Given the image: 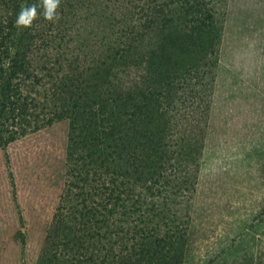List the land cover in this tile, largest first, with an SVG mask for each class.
Returning a JSON list of instances; mask_svg holds the SVG:
<instances>
[{"label":"rangeland","instance_id":"374dc122","mask_svg":"<svg viewBox=\"0 0 264 264\" xmlns=\"http://www.w3.org/2000/svg\"><path fill=\"white\" fill-rule=\"evenodd\" d=\"M198 8L158 43L208 74L176 72L153 120L124 108L126 3L61 0V31L38 14L76 71L103 58L85 110L0 148V264H264V0Z\"/></svg>","mask_w":264,"mask_h":264},{"label":"trees","instance_id":"16d2710c","mask_svg":"<svg viewBox=\"0 0 264 264\" xmlns=\"http://www.w3.org/2000/svg\"><path fill=\"white\" fill-rule=\"evenodd\" d=\"M117 2L122 5L126 3L137 21L129 29L124 41L126 52L123 59L128 67L125 70L124 84L121 86L124 108L140 110L153 120L157 115H166L167 112L158 95L163 98L166 96L167 101L172 103L180 97L176 96L173 89L174 81L184 85L183 76L186 72L196 74L195 80L208 74L207 69H203L205 65L194 53L193 46L187 56L180 57L170 49L171 43L170 47L168 44H165L166 47H160L164 44L158 43V40L161 37H170V31L176 25L173 24L174 18L170 17L176 18L179 10L183 12L182 23L179 24L185 29L184 35L188 37L197 19L200 20L198 7L203 4L211 5L214 0ZM34 3H38V0H0V148L6 147L21 136L51 125L55 120L78 113V106L85 110L89 104L88 87L91 86L94 73L101 70L98 61L103 57H97L96 63L89 62L88 65H83L80 71H76L72 65L74 61H71L61 48L50 50V37L40 38L42 35H38L44 31L38 26L41 19L37 18L31 27L17 28L15 20L21 6ZM40 10L38 8V14ZM191 11H194L197 19H188V15H185ZM62 16L55 20V23L60 22L57 25L59 31L63 18L71 17V11L66 10ZM51 26H55L54 22ZM175 40L176 38L172 39L174 42ZM182 67L186 69L181 72H186L176 75ZM131 68L138 73L134 77L130 76L132 71L127 72ZM130 119L131 117L129 122ZM152 122L155 124L158 143L162 142L167 136L166 132L162 135L158 132L169 129L161 127L160 122ZM12 183L14 184L13 180Z\"/></svg>","mask_w":264,"mask_h":264},{"label":"clouds","instance_id":"9594fccd","mask_svg":"<svg viewBox=\"0 0 264 264\" xmlns=\"http://www.w3.org/2000/svg\"><path fill=\"white\" fill-rule=\"evenodd\" d=\"M61 0H38L30 6H21V10L15 20L17 28H28L33 25V22L38 18V8L42 9L39 13L45 20L55 22L58 19L57 9L60 6Z\"/></svg>","mask_w":264,"mask_h":264}]
</instances>
